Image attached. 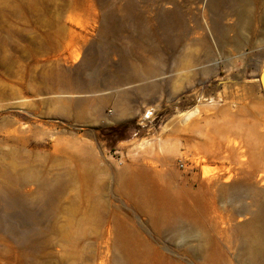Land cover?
I'll return each instance as SVG.
<instances>
[{
    "label": "rangeland",
    "instance_id": "374dc122",
    "mask_svg": "<svg viewBox=\"0 0 264 264\" xmlns=\"http://www.w3.org/2000/svg\"><path fill=\"white\" fill-rule=\"evenodd\" d=\"M239 1L0 0V169L14 161L68 180L60 198L34 204L35 185L7 195L0 177V264H244L245 226L260 209L233 193L264 176V0H242L243 26L230 16ZM173 15L203 40L202 66L217 62L189 81L182 43L176 54L167 46L183 30L167 28ZM154 45L158 74L116 86L145 57L155 64ZM140 175L155 198L164 191L196 213L206 240L167 232L125 183Z\"/></svg>",
    "mask_w": 264,
    "mask_h": 264
},
{
    "label": "bare ground",
    "instance_id": "6f19581e",
    "mask_svg": "<svg viewBox=\"0 0 264 264\" xmlns=\"http://www.w3.org/2000/svg\"><path fill=\"white\" fill-rule=\"evenodd\" d=\"M240 3H237L234 7L235 10L230 16H236L238 20V25L243 26L246 24L245 15L247 16L246 12L250 7V3L240 0ZM229 16V15H227ZM226 16V17H227ZM171 20L167 18L168 26L167 28L173 29H183L182 33L179 37H169L167 38V46L171 53H175L177 43H182L183 47V54L180 57V66L185 71V79L191 80L192 78L196 77L198 72L197 70L202 67L203 71L201 72L206 73L208 67L210 69L214 66L216 67L217 62L208 63L206 66H202L203 59L199 56L198 48L201 46L202 41L200 42H193V39L190 38L192 34H195V31H190L184 26V19L180 15H173L171 16ZM198 34V33H196ZM202 34V33H201ZM222 38L225 35H221ZM197 38V37H196ZM226 38V37H225ZM140 40V39H139ZM226 40V39H225ZM143 41V40H142ZM227 42V41H226ZM225 42V43H226ZM239 46L241 43L240 39L237 40ZM139 44V42H138ZM141 44V43H140ZM153 44V43H152ZM241 47V46H240ZM239 47V48H240ZM139 48V47H138ZM137 47H133L131 53H128L125 58L132 57L135 52H137ZM144 49V48H143ZM177 50V49H176ZM159 45H154L151 47V54L152 57L155 59L153 62L155 64L148 63V60H145L146 64L143 67L139 66H131L127 70L124 71L123 75H121L117 79V85L124 88L130 87V82L132 81H146L147 79L153 78L158 74V64L157 62L160 61L159 57ZM212 56V52L209 53ZM210 58V57H207ZM126 60V59H125ZM210 62V61H208ZM207 67L206 69H204ZM209 70V69H208ZM261 84L264 89V70L262 72L261 77ZM138 83V82H137ZM136 83V84H137ZM139 83V84H140ZM118 90V89H117ZM146 90V89H145ZM143 91V89H142ZM147 91V90H146ZM108 93V92H106ZM126 97L127 94H123L120 97V100L117 105V113L116 116L118 120L123 119L124 116L128 113V108L126 105ZM197 113L196 111L187 113L184 117L185 120H189L192 118L193 115ZM187 140V139H186ZM14 157V156H13ZM68 177H73L74 174L68 172ZM0 177L3 185V192L7 195L12 194L15 195L19 192L20 189H23L30 185L36 186V193L33 195L29 201L33 202L34 204H39L41 202H45L46 200L50 199L52 196L56 198H60L62 192L66 191V187L68 186V180L63 176H58L55 178H51L43 173H37L30 165H19L17 163L10 162L7 164L6 167L0 169ZM143 176H134L130 182L127 183L133 192H136L140 196L141 204H144L146 208H149V212L152 213L153 210L155 215L165 223L166 231L172 233L175 237L180 238H193L194 241L199 243L205 241L206 234L203 226L201 225L198 216L196 213L192 212L191 210H183L180 208L178 200L169 197V200L164 198V191H161L157 196H160L159 199L154 197V190L151 186L148 188L146 187V183L143 182ZM149 178V177H148ZM218 178H215L211 181L210 186L212 188H218ZM225 183L230 181V178L224 180ZM226 187L222 188V194H226L227 191ZM153 192V193H152ZM163 195V196H162ZM235 199H239L240 197L245 196H253L259 204V213L254 215V223H250L245 226V234L242 237V249L240 256L243 258L244 264H264V227L258 222L262 217L264 211V176L251 184L246 185L245 187L235 188L233 193ZM166 196V195H165ZM14 197V196H9ZM175 201V202H173ZM261 202V204L259 203ZM10 207V205H7ZM153 209V210H152ZM65 211V210H63ZM73 211V210H72ZM246 209H242L240 213H244ZM31 219L38 223L40 219L35 215H31ZM2 220L0 219V229L2 226ZM68 226H71L72 223L69 220L67 222ZM68 226H63L58 224L57 226H53L52 230L58 236L63 238H68L70 235V228ZM46 231V229H45ZM162 254L167 260H172V257L166 256L160 249L155 248V255ZM101 257H98V261L95 264H103L100 261ZM184 261L179 260V262H172L173 264H182Z\"/></svg>",
    "mask_w": 264,
    "mask_h": 264
},
{
    "label": "built area",
    "instance_id": "2783aa9c",
    "mask_svg": "<svg viewBox=\"0 0 264 264\" xmlns=\"http://www.w3.org/2000/svg\"><path fill=\"white\" fill-rule=\"evenodd\" d=\"M179 167H180V168H184V167H185V164H184L183 162H181V163L179 164Z\"/></svg>",
    "mask_w": 264,
    "mask_h": 264
},
{
    "label": "water",
    "instance_id": "95a60500",
    "mask_svg": "<svg viewBox=\"0 0 264 264\" xmlns=\"http://www.w3.org/2000/svg\"><path fill=\"white\" fill-rule=\"evenodd\" d=\"M262 74L260 73V75H259V80L261 79V76ZM260 84H261V82H260ZM261 88H262V86H261ZM262 92H263V95H264V91H263V89H262Z\"/></svg>",
    "mask_w": 264,
    "mask_h": 264
}]
</instances>
